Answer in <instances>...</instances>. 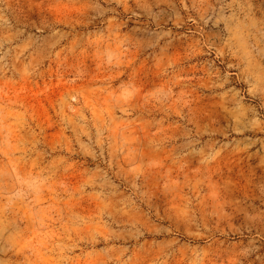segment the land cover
<instances>
[{
	"label": "rangeland",
	"instance_id": "374dc122",
	"mask_svg": "<svg viewBox=\"0 0 264 264\" xmlns=\"http://www.w3.org/2000/svg\"><path fill=\"white\" fill-rule=\"evenodd\" d=\"M0 264H264V0H0Z\"/></svg>",
	"mask_w": 264,
	"mask_h": 264
}]
</instances>
